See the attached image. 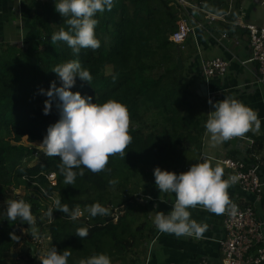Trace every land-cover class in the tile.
<instances>
[{"label":"trees","instance_id":"16d2710c","mask_svg":"<svg viewBox=\"0 0 264 264\" xmlns=\"http://www.w3.org/2000/svg\"><path fill=\"white\" fill-rule=\"evenodd\" d=\"M184 1L223 15L230 0ZM236 3L238 12L242 0ZM195 16L178 0H115L111 11L95 17L100 47L74 55L66 42L51 43L54 33L68 30L67 18L51 4L34 0L24 17L22 45L13 41L17 33L0 39V264H34L42 247L41 241H31L34 236L48 238L49 250L70 251L69 264L99 253L107 254L112 264L147 262L159 232L151 220V201L159 191L154 169L183 173L185 159L200 146L209 118V103L197 94L196 77L186 71L183 50L170 40L180 21L191 28ZM70 60H79L92 76L91 84L77 77L70 91L92 97V103L115 100L126 105L132 142L125 157H109L105 171L84 169L73 185H66L59 157L44 154L32 164L41 155L35 145L42 144L48 127L60 118L58 101L50 114H43L48 98L40 90H49L52 82L60 87L52 70ZM51 174L56 175V186L48 180ZM113 179L119 181L115 187L109 183ZM17 195L31 204L33 226L6 218L8 202ZM57 199L70 210L78 206L83 218L73 221L58 210L49 217L47 211ZM97 202L109 215L90 217L86 207ZM19 227L27 235H21ZM81 227L89 229L83 240L75 235ZM26 239L34 244V252L28 248L14 259L15 248Z\"/></svg>","mask_w":264,"mask_h":264},{"label":"clouds","instance_id":"9594fccd","mask_svg":"<svg viewBox=\"0 0 264 264\" xmlns=\"http://www.w3.org/2000/svg\"><path fill=\"white\" fill-rule=\"evenodd\" d=\"M114 3L115 0H54L55 10L67 18L69 28H61L54 33L51 43L66 42L74 55H78L81 49H98L100 41L95 29L99 21L95 17L97 13L111 11ZM52 72L57 74L61 86L57 87L56 82H52L49 90H40V94L48 98L44 103L43 114H50L53 102L58 101L56 106L60 118L48 127L40 146L48 157H59V173L64 177L66 185H73L77 176L84 175V169L100 173L106 170L110 156L119 154L125 157L126 149L132 142L130 115L127 106L118 101L92 103V97L70 91L75 86L77 77L90 84L92 81L90 72L82 67L79 60L57 65ZM208 103L215 109L209 114L205 124L206 134H210L213 142L223 143L234 137H241L253 125L259 130L261 121L257 113L242 102L225 98L214 104L211 100ZM153 175L160 193H174L176 196L171 212H155L154 224L160 233L202 238L208 225L191 219L189 211L198 205L216 215L225 211L233 215L237 213V205L230 200L228 194L229 187L235 183V177L222 179L224 169L219 165L212 167L208 162H200L180 174L157 167ZM109 183L115 187L119 181L113 179ZM31 207L22 198L11 200L5 216L12 221L22 219L33 226L35 218ZM56 210L67 214L73 221L83 215L78 206L70 210L59 199L55 201L54 208L48 209L47 215L53 218ZM86 211L91 218L109 215V209L99 202L87 206ZM75 235L83 240L88 237L89 229L78 228ZM11 238L19 239L15 235ZM70 255L67 249L58 253L55 247H51L41 264H69ZM79 264H112V260L107 254L99 253L81 259Z\"/></svg>","mask_w":264,"mask_h":264},{"label":"crops","instance_id":"0c3cea01","mask_svg":"<svg viewBox=\"0 0 264 264\" xmlns=\"http://www.w3.org/2000/svg\"><path fill=\"white\" fill-rule=\"evenodd\" d=\"M32 1L34 0H0V39H5L8 33H17L14 39L16 42H22L23 21L28 15V7ZM35 1L49 3L55 8L54 0ZM228 4L229 10L223 15H217L212 10L202 8L207 13L225 16L227 22L221 20L210 22L204 14L192 11L196 15L193 19L195 24L191 20L190 26L193 33L190 34L184 46V64L186 71L196 77L197 92L201 85L207 86V101L211 100L214 104L225 98L236 99L257 113L261 125L259 130H256L253 125L243 136L234 137L223 143L213 142L210 134L205 133L200 146L188 153L185 159L187 168H184L183 173L197 163L208 162L212 167L221 166L224 169L222 179H229L231 172L221 161L232 159L244 163L248 168L258 167L260 179L264 183V87L259 83V65L251 61L252 49L248 33L235 26L241 21L244 24L255 25L251 21L252 12L257 5H264V0H242L238 12H236V0H230ZM199 15L204 17V20ZM224 35H227V38H224ZM8 38L11 41L12 37ZM187 44L190 46L188 47ZM214 59L228 62V72L224 77L206 80L204 76H201L202 63ZM214 110L209 104V114ZM228 194L234 204L241 207H253L258 221L264 223V190L257 196L248 194L238 185L232 184ZM175 200L174 193L158 191V196L151 201L152 222L154 223L155 212L164 214L171 212ZM189 211L191 219L208 225L203 237L200 239L187 236L176 237L158 232L145 264H196L203 260L210 264H223L220 242L225 237L223 223L227 211L216 215L200 205Z\"/></svg>","mask_w":264,"mask_h":264},{"label":"built area","instance_id":"2783aa9c","mask_svg":"<svg viewBox=\"0 0 264 264\" xmlns=\"http://www.w3.org/2000/svg\"><path fill=\"white\" fill-rule=\"evenodd\" d=\"M178 2L185 8L204 14L210 22H216L218 20L227 22L225 16H216L207 13L200 6L189 4L184 0H178ZM235 26L244 29L248 33L252 49L251 61L258 63L259 83L264 87V27L244 24L242 21L236 23ZM191 33H193V30L186 22L180 21L176 33L170 40L181 50H184L185 43ZM224 38H227V35H224ZM228 68V62L222 59H214L202 63V74L206 80L214 77H224L228 72ZM250 144L252 145V143ZM36 158H38V155H36ZM221 163L231 172L229 178L235 177L234 185H238L248 194L259 196L263 193L264 183L260 179L258 167L248 168L244 163L232 159H225ZM48 180L53 186H56L55 174L49 175ZM13 191L17 192V190ZM50 199L53 201L52 198ZM235 205H237L238 209L235 215L229 211L225 213L223 223L225 237L220 242L223 264H264V223L258 221L253 207ZM82 218L83 215L78 219ZM196 264L210 263L203 260Z\"/></svg>","mask_w":264,"mask_h":264},{"label":"rangeland","instance_id":"374dc122","mask_svg":"<svg viewBox=\"0 0 264 264\" xmlns=\"http://www.w3.org/2000/svg\"><path fill=\"white\" fill-rule=\"evenodd\" d=\"M251 21H252V23H254L255 25H258V26H262V25H264V5H257L256 6V9H255V11H253L252 12V15H251ZM13 41H15V39H13ZM18 41V40H17ZM19 43V42H18ZM19 45H22V42H20L19 43ZM188 45V47L190 46V44H187ZM111 73V70H108V74H110ZM3 138L5 139V140H8V139H10V136L9 137H7V136H3ZM24 144H27V141L26 140H24V142H23ZM41 144H36L35 146L38 148V151L40 152V153H42L43 154V147L42 146H40ZM38 155V158L39 157H44L45 155L43 154V155ZM38 161H37V158L35 157L34 158V161H33V164L32 165H34V164H36ZM16 193H18V192H15L14 193V195L16 194ZM21 194V193H20ZM22 194H24V193H22ZM23 234L24 235H27V232L26 231H24L23 232ZM26 241H30L29 239L27 240H25L24 242H22L20 245H18L16 248H15V250H14V254L13 255H16V256H13V258L14 259H18L19 257H18V255H21V254H23L22 253V251H23V246H24V244H25V242ZM31 241H37V242H42V247H41V252H40V257L37 259V261L34 263V264H41V260L47 255V253H48V250H49V239L48 238H44V239H41L40 237H38V236H34L33 238H32V240ZM30 241V242H31ZM40 242V243H41ZM32 245H34V244H32ZM27 251V250H26ZM25 253V252H24ZM18 264H27L24 260H21Z\"/></svg>","mask_w":264,"mask_h":264},{"label":"water","instance_id":"95a60500","mask_svg":"<svg viewBox=\"0 0 264 264\" xmlns=\"http://www.w3.org/2000/svg\"><path fill=\"white\" fill-rule=\"evenodd\" d=\"M177 62H178L179 67L182 68L183 65H182V59H181V57H178ZM197 94L200 97H202V98L208 97V88H207V86L205 84L201 85L200 90L197 92ZM16 199H19V197L16 196L15 200ZM22 223H23V220L22 219H19V224L21 225ZM18 231H19V233L21 235L23 234L22 233V229L20 227L18 228ZM28 248L31 249L32 253L35 250V246L32 245L29 241H26L25 244H24V246H23V252H25ZM13 256H16V255H13Z\"/></svg>","mask_w":264,"mask_h":264}]
</instances>
